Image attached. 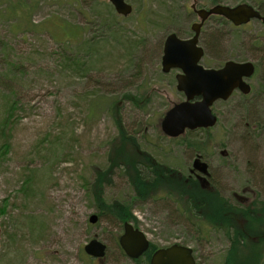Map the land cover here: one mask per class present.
<instances>
[{"label":"rangeland","instance_id":"374dc122","mask_svg":"<svg viewBox=\"0 0 264 264\" xmlns=\"http://www.w3.org/2000/svg\"><path fill=\"white\" fill-rule=\"evenodd\" d=\"M125 1L133 10L124 18L107 0H0V264H133L118 246L122 223L96 202L98 193L100 204L129 208L127 223L153 248L190 247L196 264H264V234L246 242L260 248L257 256L237 245L231 257L233 233L213 230L207 217L200 223L181 214L164 192L137 199L129 175L108 169L116 107L131 141L149 157L189 179L199 154L223 202L239 211L245 203L234 195H244L255 202L249 211L262 213L256 207L264 204V25L235 28L213 19L204 64L252 62V92L217 102V124L182 143L160 132L165 112L183 96L159 60L174 24L190 22L180 8L191 0ZM100 173L106 178L98 190ZM91 216L101 217L91 224ZM92 239L106 246L101 262L83 251Z\"/></svg>","mask_w":264,"mask_h":264},{"label":"water","instance_id":"95a60500","mask_svg":"<svg viewBox=\"0 0 264 264\" xmlns=\"http://www.w3.org/2000/svg\"><path fill=\"white\" fill-rule=\"evenodd\" d=\"M115 12L124 17L130 15L132 7L125 0H108ZM220 1V0H219ZM220 16L233 23L234 26L247 24L252 19L264 23V17L248 4H239L235 7L223 5L213 6L208 11H198L201 22L207 17ZM195 37L190 41H181L175 35L167 37L164 43L162 57V71L180 69L183 75L176 77V90L182 93L185 100L174 104L160 122L161 132L170 138H178L186 131L207 129L216 125L217 118L211 107L218 101H227L234 91L248 95L251 91L246 82L255 72L250 62L227 61L219 69H204L198 65L202 58V49L196 46L198 31L193 26ZM193 168L200 174H206V164L199 163L197 158ZM96 216H91L89 222L94 224ZM118 244L124 254L130 259H137L149 247L145 235L134 229L129 223L123 225V234ZM84 252L91 258L102 259L105 256L106 246L96 239L87 243ZM151 264H195L192 250L181 245H172L167 249L158 250L152 257Z\"/></svg>","mask_w":264,"mask_h":264},{"label":"trees","instance_id":"16d2710c","mask_svg":"<svg viewBox=\"0 0 264 264\" xmlns=\"http://www.w3.org/2000/svg\"><path fill=\"white\" fill-rule=\"evenodd\" d=\"M258 7L264 14V0H261L258 3ZM109 106L107 108H109ZM111 110L113 121L118 131V137L116 142L110 144L112 146L108 169L119 167L125 171L126 175H129V182L137 199L145 200V197L151 194L153 197L157 193L160 194L164 192L170 201L173 200L176 203L177 209L181 214H184L185 216L186 214L195 216L200 222L206 220L207 217L212 224L210 226L211 228L222 230L224 233H233L234 238L232 239V248L229 253L231 257L237 254V249L235 248L237 245L247 246L246 242L254 243L247 237L236 238V232L241 230L240 223L235 222L236 218L230 215V213L234 214L232 206L223 202L216 191L213 190L209 191L210 193H205L195 180L182 177L181 173L177 172L175 169L163 166V164L155 161L154 157H149L146 152L138 148L134 141H131L133 138L129 135L127 130L124 129L122 118L116 112L118 109L116 107H111ZM190 134L192 133H187L180 138L182 139V143L184 142V137ZM187 145L196 150L200 149V147H197V145H194V143L191 142ZM107 173L108 172H106V175ZM106 175L104 173L98 175L97 182L93 187L94 189H100V185H103L105 182ZM100 199V193H98V201L96 202L106 210L105 212L108 211L115 219H117L119 223L123 224L132 221L133 218L131 217L132 215L129 212V208H125L119 203L113 204L112 206H105L103 205V202L101 204L99 203ZM263 205L260 204L256 208L264 207ZM239 211L244 213L248 219V222L245 223L244 229L252 231L249 234L251 238V236L260 230V226L255 220L256 217H252L253 214L249 213L248 210L246 211L242 208V210ZM242 242H245V244H241ZM254 246L255 244H249L247 248L249 249V253L253 256H257L256 254L260 252L257 250H260V248L256 249ZM253 248L256 251H253ZM234 263L239 264V262Z\"/></svg>","mask_w":264,"mask_h":264},{"label":"flooded vegetation","instance_id":"af4514ba","mask_svg":"<svg viewBox=\"0 0 264 264\" xmlns=\"http://www.w3.org/2000/svg\"><path fill=\"white\" fill-rule=\"evenodd\" d=\"M260 2V1H259ZM259 2H256L254 4H249V3H246L248 5H250L253 9H255L257 12L260 13V15H262L264 17V14L262 13V11L260 10V8L258 7V3ZM218 3H221V2H218L216 0H213V3L210 5V6H207L205 4H200L198 0H191V4L189 6H183L181 7L180 9L186 14L188 15V17L190 18L189 21L190 22H181V23H175L174 24V27L171 28L170 32L168 35H175L179 40L181 41H190L191 39L194 38L195 36V32L193 30V26L195 25V30L198 31V38H197V47L198 48H201L202 51H203V58L202 60L199 62V64L203 67V68H220L223 66V64L225 63H222L220 66H217V67H211V66H208L206 64H204V59L206 57V54L207 53V49L205 47V44H206V41L204 42V37L207 35L206 33V30L207 28L212 25V22L214 21L213 19H221L220 17L218 16H209L206 18V20L204 22H201L199 16H198V11L200 10H205V11H208L209 9H211L213 6H216ZM240 4H243V3H240ZM239 5V4H237ZM235 5V6H237ZM225 6H228V5H225ZM234 6V7H235ZM230 7V6H229ZM253 21H258L262 24V22L260 20H252L251 22ZM250 22V23H251ZM249 23V24H250ZM230 24V23H229ZM231 25V24H230ZM248 25V24H247ZM240 28V27H239ZM167 35V36H168ZM166 36V38H167ZM165 38V40H166ZM164 40V42H165ZM164 42H163V45L160 49V52H161V55H160V60H159V66L161 68V73L163 75H169V76H172L173 78H176L178 75H183V73L181 72V70H176V69H172L170 70L168 73H163L162 71V56H163V49H164ZM204 130V132L206 131L205 129H200V130H197V131H194L195 132H198V131H202ZM198 159H199V163H203L204 161L202 160V157L198 154L197 155ZM196 160V159H195ZM195 160L193 161V164H192V169L189 171V178L190 177H194L196 178L195 181L197 182V184L199 185V187L201 189H203L205 191V193H210L209 191H212L214 190L211 183L209 182V178H210V172H209V167L208 165L206 164V174L202 175H198L195 173V169L193 168L194 166V162ZM203 161V162H202ZM205 164V163H204ZM208 180V181H207ZM244 193V191H243ZM244 195H237L235 194L234 195V199H236L237 201H239L241 204H244V205H241L240 207H242L244 210H248L249 213H252L253 216L252 217H256V222L258 223L259 226H261V220L263 218V215H264V210L262 213L258 212V214L255 212H253L252 210L249 211V209L247 207L249 206H252L254 203V199H249L248 197H243ZM256 199V198H255ZM251 201V202H250ZM260 205V203L258 204ZM234 210H235V207L233 206L232 207ZM253 209V208H252ZM255 210V209H254ZM247 212V213H248ZM248 213V215H249ZM230 215L232 217H235L236 220L235 222L237 223H240V227H241V230L236 232V238L238 237H247L249 239H251L252 241L254 239H256L255 237H252L250 238L249 234L252 232V231H248V230H245L244 229V226H245V223L248 222V219L246 218V216L244 215V213H240V211H234V214H231ZM206 217V216H205ZM200 223H205V221H202ZM205 228V226L203 227ZM215 231H221L223 232L222 230H218V229H213ZM260 236H262L264 234V231H258L257 232ZM264 236V235H263ZM248 239V240H249ZM262 243H264V239L262 241ZM231 245V244H230ZM119 246V245H118ZM168 247H158V248H153L151 245L149 247V249L144 252L140 257H138L137 259H130L128 258L126 255V257L133 262V264H151V260H152V257L153 255L158 251V250H161V249H166ZM231 248V247H230ZM229 248V249H230ZM230 251V250H229ZM228 251V252H229ZM192 254H193V257L195 256L194 252L192 251ZM194 260H195V264H196V259L194 257ZM257 264V263H256ZM261 264V263H259Z\"/></svg>","mask_w":264,"mask_h":264}]
</instances>
